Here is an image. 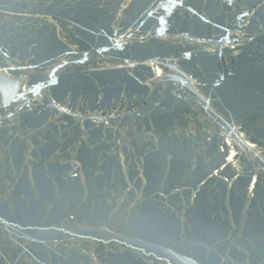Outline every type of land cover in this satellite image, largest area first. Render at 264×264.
Listing matches in <instances>:
<instances>
[{"label": "water", "instance_id": "obj_1", "mask_svg": "<svg viewBox=\"0 0 264 264\" xmlns=\"http://www.w3.org/2000/svg\"><path fill=\"white\" fill-rule=\"evenodd\" d=\"M0 264H264V0H0Z\"/></svg>", "mask_w": 264, "mask_h": 264}, {"label": "snow or ice", "instance_id": "obj_2", "mask_svg": "<svg viewBox=\"0 0 264 264\" xmlns=\"http://www.w3.org/2000/svg\"><path fill=\"white\" fill-rule=\"evenodd\" d=\"M163 22H164L163 19H161V23H163ZM116 46L119 47V42H117ZM51 83H52V84H55V83H56V80L53 79V80L51 81ZM37 87H39V86H37ZM34 94H38V93H35V91H34Z\"/></svg>", "mask_w": 264, "mask_h": 264}]
</instances>
